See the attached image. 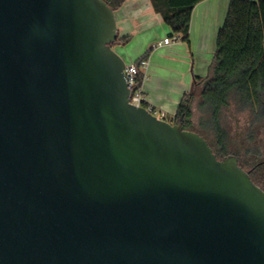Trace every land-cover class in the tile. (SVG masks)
<instances>
[{
    "label": "water",
    "instance_id": "95a60500",
    "mask_svg": "<svg viewBox=\"0 0 264 264\" xmlns=\"http://www.w3.org/2000/svg\"><path fill=\"white\" fill-rule=\"evenodd\" d=\"M104 0H0V264H264L236 155L129 103Z\"/></svg>",
    "mask_w": 264,
    "mask_h": 264
},
{
    "label": "trees",
    "instance_id": "16d2710c",
    "mask_svg": "<svg viewBox=\"0 0 264 264\" xmlns=\"http://www.w3.org/2000/svg\"><path fill=\"white\" fill-rule=\"evenodd\" d=\"M104 1L115 10L124 0ZM201 1L152 0V3L173 34L189 41L192 11ZM129 39H117L113 46L126 44ZM148 55L149 51L142 57ZM142 79L143 73H140V83ZM196 101L201 112L199 130L194 128L193 120ZM231 109L249 115L250 138L255 140V129L264 128V0H230L208 74L195 77L194 89L183 96L177 113L171 118V122L202 135L219 159L236 155L239 164L264 189V183L256 177L261 162L244 160L238 151L230 149L224 118Z\"/></svg>",
    "mask_w": 264,
    "mask_h": 264
},
{
    "label": "crops",
    "instance_id": "0c3cea01",
    "mask_svg": "<svg viewBox=\"0 0 264 264\" xmlns=\"http://www.w3.org/2000/svg\"><path fill=\"white\" fill-rule=\"evenodd\" d=\"M229 3L199 2L192 11L189 41L173 34L152 0H124L115 9L118 39L130 38L126 44L117 43L122 58L133 63L149 51L142 82L147 105L170 118L175 116L183 96L194 89L195 77L208 74ZM165 38L174 42L155 47Z\"/></svg>",
    "mask_w": 264,
    "mask_h": 264
},
{
    "label": "rangeland",
    "instance_id": "374dc122",
    "mask_svg": "<svg viewBox=\"0 0 264 264\" xmlns=\"http://www.w3.org/2000/svg\"><path fill=\"white\" fill-rule=\"evenodd\" d=\"M113 49L121 56V48L117 44L113 46ZM126 64H129V60L125 59ZM209 69V68H208ZM197 102L194 104V128L200 129V116L201 112L198 109ZM157 115H161V112L157 111ZM165 115V114H164ZM166 119H171L165 115ZM224 126L229 133L230 149L232 152H239L242 158L252 163L261 162V166L257 171V179L264 183V128L255 129V140L250 138V126L249 115L247 113H237L234 109L226 112L224 118ZM212 139L213 136L209 134ZM251 166V165H250Z\"/></svg>",
    "mask_w": 264,
    "mask_h": 264
},
{
    "label": "built area",
    "instance_id": "2783aa9c",
    "mask_svg": "<svg viewBox=\"0 0 264 264\" xmlns=\"http://www.w3.org/2000/svg\"><path fill=\"white\" fill-rule=\"evenodd\" d=\"M171 42H174L172 38H165L164 40L158 41L155 44V47H159L162 46L163 44H168ZM147 65H148L147 58L142 57L138 61L126 64L125 66L124 69L125 78L128 84V88L130 89L129 103L136 107H145L150 112L157 115L156 113L157 111L153 107L147 105L145 102V95L142 86L144 75L141 83L139 81V75L140 73H143V69L146 68ZM157 116L162 119H166L163 113H161L160 116L159 115Z\"/></svg>",
    "mask_w": 264,
    "mask_h": 264
}]
</instances>
